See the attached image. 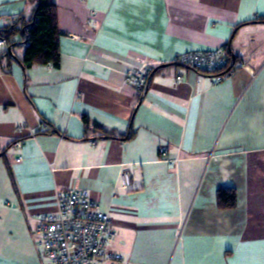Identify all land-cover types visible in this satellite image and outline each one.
I'll return each mask as SVG.
<instances>
[{"label":"crops","instance_id":"1","mask_svg":"<svg viewBox=\"0 0 264 264\" xmlns=\"http://www.w3.org/2000/svg\"><path fill=\"white\" fill-rule=\"evenodd\" d=\"M53 2L59 66L0 61V264H50L33 230L68 189L111 216L100 264H264V0ZM34 8L0 0V30ZM217 48L220 81L175 61Z\"/></svg>","mask_w":264,"mask_h":264},{"label":"built area","instance_id":"2","mask_svg":"<svg viewBox=\"0 0 264 264\" xmlns=\"http://www.w3.org/2000/svg\"><path fill=\"white\" fill-rule=\"evenodd\" d=\"M0 44L5 46V41L0 40ZM228 59L225 48H217L188 51L175 61L220 81L225 75L220 73ZM150 72V66L144 63L132 70L127 79L135 89L144 91ZM160 153L166 154L163 149ZM130 167L135 169L137 166L130 164ZM129 175L128 170L121 173L124 184ZM54 195L55 211L39 215L33 230L36 246L50 264H100L104 260H122L120 254L110 249L115 238L110 214L102 210L87 191L56 190Z\"/></svg>","mask_w":264,"mask_h":264},{"label":"trees","instance_id":"3","mask_svg":"<svg viewBox=\"0 0 264 264\" xmlns=\"http://www.w3.org/2000/svg\"><path fill=\"white\" fill-rule=\"evenodd\" d=\"M35 3L33 15L30 20L15 21L13 24L0 30V40L5 41L6 49L0 53V61L3 57L16 58L17 46L24 47L22 66L28 69L33 65H52L58 67L60 63V36L57 25L56 4L53 0H29ZM19 36V40L15 39ZM226 52L228 50L225 48ZM229 54V53H228ZM229 56V55H228ZM230 59L221 71V74L230 70ZM2 69L7 66L1 65ZM217 197L221 204L233 206L235 204V191L232 188H220Z\"/></svg>","mask_w":264,"mask_h":264}]
</instances>
